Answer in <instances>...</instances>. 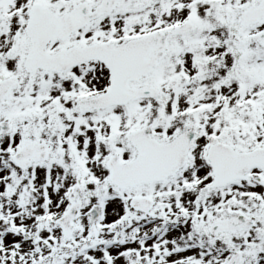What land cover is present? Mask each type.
<instances>
[{"label": "snow or ice", "instance_id": "1", "mask_svg": "<svg viewBox=\"0 0 264 264\" xmlns=\"http://www.w3.org/2000/svg\"><path fill=\"white\" fill-rule=\"evenodd\" d=\"M0 264H264V0H0Z\"/></svg>", "mask_w": 264, "mask_h": 264}]
</instances>
